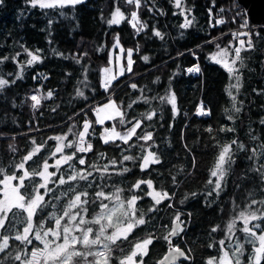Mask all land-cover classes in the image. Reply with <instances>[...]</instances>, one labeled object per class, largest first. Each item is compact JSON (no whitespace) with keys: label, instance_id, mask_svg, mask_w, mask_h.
<instances>
[{"label":"trees","instance_id":"obj_1","mask_svg":"<svg viewBox=\"0 0 264 264\" xmlns=\"http://www.w3.org/2000/svg\"><path fill=\"white\" fill-rule=\"evenodd\" d=\"M116 6L128 19L119 25H110L107 21ZM182 7L191 9L189 19L193 23L187 29L180 26L184 15L175 0H141L139 9L126 0H85L81 5L63 9L33 8L28 0H3L0 4V58L9 59L0 61V77L15 82L0 89V165L10 169L30 149L32 139L46 142L42 155L48 157L57 143L49 138L67 133L69 139H75L69 129L80 131L86 119L93 122L95 130L91 140L95 155L89 153V161L102 165L111 158L119 160L124 154L137 155L139 149L127 151L123 145H105L100 141L103 126L95 123L93 109L107 98L120 104L129 117L143 119L155 109L158 115L145 121V128L154 133L153 151L162 163L141 172L138 162H123L130 172L112 176L108 184L110 188L115 185L128 189L137 180L152 179L156 190L168 191L171 199L156 206L154 212L147 211L153 206L151 198L145 197L139 203L149 223L137 229L134 237L142 238L150 232L162 237L170 230L174 215L182 213L185 231L173 237V241L192 249L194 260L190 264H206L207 259L219 255L217 241L225 238L227 224L238 211L251 198H264L261 196L264 184L251 170L260 157L257 155L255 161H250V151L235 152V163L228 172L223 191L219 195H207L212 191V185L207 183L210 171L222 145L233 139L244 142L248 149L264 143V125L260 123L264 120V25L251 30L256 48L242 52L241 87L235 93L236 106L241 107V111L236 113L228 94L229 74L209 55L217 50L216 44L237 43L231 31L245 32L240 28L245 19L244 7L237 0H182ZM210 8L213 9L211 23L220 19L221 8L226 10L222 15L228 23L211 27ZM134 9L140 22L148 25L139 33L128 22ZM233 16L237 17L235 21ZM155 30L162 33L163 39L154 35ZM117 36L124 48L134 50L133 71L125 72L105 91L101 87V70L108 64ZM25 48L32 52L41 50L42 60L27 66L30 57ZM145 55L148 61L142 59ZM196 64L200 72H187ZM132 84L137 88L132 89ZM169 88L176 95L178 112L175 115L171 105L159 100ZM78 90L83 91L84 96H78ZM48 91H52L53 96L42 99L41 105L33 108L30 96L35 93L46 96ZM141 97H148V103ZM201 103L209 114L197 113ZM129 104L131 108L127 107ZM113 123L106 122L105 126L110 128ZM221 128L235 131H221ZM117 129L124 131V126L117 124ZM253 135L257 140L251 139ZM13 147L17 149L15 154ZM99 153H105V157L98 159ZM120 167L117 164L116 170ZM172 177L176 178L175 182ZM142 188L147 191L146 186ZM250 192L252 197L248 195ZM130 195L125 192V196ZM217 225L220 230L211 233ZM241 226L237 224L238 228ZM238 235L243 239L242 232ZM209 244L215 246L208 247ZM122 247L127 250L130 245L125 242ZM165 247L162 239L155 243L151 247V259L146 258L147 264H153ZM248 248L250 251V246Z\"/></svg>","mask_w":264,"mask_h":264},{"label":"snow or ice","instance_id":"obj_2","mask_svg":"<svg viewBox=\"0 0 264 264\" xmlns=\"http://www.w3.org/2000/svg\"><path fill=\"white\" fill-rule=\"evenodd\" d=\"M84 2L85 0H28L33 8L41 9H63ZM2 3L3 0H0V4ZM126 3L135 5L137 9L141 7V0H126ZM175 4L184 15L181 28H189L193 23V20L189 19L191 9H184L182 0H175ZM225 12L226 10L221 8V18L211 23L213 9L210 8V26L215 28L226 25L228 21L222 15ZM60 14L63 15L62 12ZM127 19L120 7L116 6L107 23L119 25ZM236 19V16L232 17L233 21ZM128 22L138 33L148 27L146 23L140 22L137 11L131 12V19ZM246 26L247 24L241 25ZM154 35L163 39L159 30H155ZM231 35L238 44L229 42L225 47L216 44L218 51L210 58L222 65L235 79L236 83L230 87L239 92L241 69L244 67L242 52L254 50L256 45L250 32H236ZM112 49L114 52L116 49L119 50L115 55L118 71L113 73L111 66L113 58L110 56L109 66L101 70V87L105 91H108L113 81L118 80L125 72L133 71L134 50L124 49L119 36L114 38ZM136 50L138 51V48ZM24 51L30 57L26 61L27 66L42 60L39 54L41 50L32 52L25 48ZM16 55L19 56L20 53ZM8 59L9 57H2L0 61ZM142 59L148 61L149 57L145 55ZM125 60L126 67L122 63ZM187 71L198 73L200 68L193 66ZM14 82L0 77V89ZM131 88L136 89L137 85L132 84ZM228 94L232 97L234 111L239 113L241 107L236 106V97L232 91ZM77 95L84 96V92L78 90ZM52 96V91H48L46 96L32 94L30 96L32 107L38 108L42 99ZM141 99L148 103V97ZM159 100L171 105L173 114H177L176 95L170 88L166 95L159 97ZM240 104L242 105L243 101H240ZM127 107L131 108L132 105L129 104ZM93 112L96 124L104 126L106 122H115L110 128L103 127L99 134L98 138L103 144L123 145L127 151L139 149L140 152L137 155L124 154L119 160L111 158L102 165L89 161L88 154L95 155L94 144L91 142L95 130L93 122L87 119L82 122L80 131L73 132L71 128L69 129V133H72L75 139H69L67 133L49 138L57 143L48 157L42 155L46 150V142L32 139L30 149L13 163L10 169L0 165V264H147L146 258L151 259L152 255L151 247L161 239L166 247L153 264H190L194 260L192 249L183 248L173 241V237H179L185 231L186 222L181 219L182 213L177 212L174 215L170 230L162 237H157L151 232L142 238L133 235L137 229L149 223L144 210L138 207L139 203L145 197L151 198L153 206L147 211L154 212L156 206L171 199L168 191L156 190L152 179L137 180L128 189L115 185L110 188L108 184L112 176H122L130 172L128 167L123 166V162H138L141 172L162 163L160 156L153 151L154 133L145 128V121L153 120L158 115L157 111L153 109L143 119L129 117L120 104L109 99L107 103L96 106ZM197 113L206 115L209 111L201 105ZM228 119L231 120L233 117L230 115ZM260 123L264 125V120ZM117 124L124 126V131H118ZM208 131L211 132L212 129L209 128ZM221 131L235 129L221 128ZM251 139L255 141L257 137L253 135ZM12 151L15 154L17 149L13 147ZM236 151H250L252 153L248 156L250 161H255L257 155L260 157L259 163H254L251 170L259 177L260 183L264 184V143L248 149L244 142L233 139L220 147L207 182L212 185V191L207 193L208 196H212L213 193L219 195L223 191L228 172L235 163ZM104 157L105 153H99L98 159ZM192 163L195 166V158ZM117 164L121 165L119 171L116 170ZM172 179L175 182L176 178ZM142 186H146L148 191H144ZM126 191L131 195L125 196ZM191 195L195 196L196 193ZM248 195L252 197L253 193L250 192ZM261 196L264 197V189L261 190ZM169 207L172 205L169 204ZM236 207L240 208L239 205ZM46 209L51 210L46 212ZM238 223L242 225L239 228ZM219 230L220 226L217 225L210 231L215 233ZM241 232L244 234L243 239L238 235ZM125 242L130 245L127 250L122 247ZM217 244L220 249L219 255L207 259L206 264H264V198L248 200L227 224L225 238L217 241Z\"/></svg>","mask_w":264,"mask_h":264},{"label":"water","instance_id":"obj_3","mask_svg":"<svg viewBox=\"0 0 264 264\" xmlns=\"http://www.w3.org/2000/svg\"><path fill=\"white\" fill-rule=\"evenodd\" d=\"M247 11L251 23L264 24V0H237Z\"/></svg>","mask_w":264,"mask_h":264},{"label":"rangeland","instance_id":"obj_4","mask_svg":"<svg viewBox=\"0 0 264 264\" xmlns=\"http://www.w3.org/2000/svg\"><path fill=\"white\" fill-rule=\"evenodd\" d=\"M239 3V2H238ZM240 4V3H239ZM241 5V4H240ZM243 6V5H242ZM244 7V6H243ZM136 9V8H135ZM134 9V11H136ZM244 10H246L245 8H244ZM228 13H229V11H228ZM221 18V17H220ZM223 18H224V16H223ZM130 19H131V17H130ZM225 19V18H224ZM131 24V23H130ZM240 28H241V26H240ZM234 30H237V29H234ZM242 30H243V28H242ZM233 37V36H232ZM236 44H238V41H237V43ZM227 45H229L228 43L227 44H225L224 46H221V47H225V46H227ZM122 46V45H121ZM124 48V47H123ZM124 49H131V48H124ZM118 49H116L115 50V52L113 51V49H112V51H111V54H110V56L113 58V64L111 65L112 66V68H113V73H115L116 71H118V65L116 64V61H115V55H116V53H118ZM218 51V49L216 50V51H214V52H212L210 55H209V57H211V55L212 54H214V53H216ZM234 55V54H233ZM231 58V57H230ZM211 59V58H210ZM212 60V59H211ZM213 61V60H212ZM109 62V61H108ZM213 62H215V61H213ZM122 63H124L125 64V67H126V60L125 61H122ZM216 63V62H215ZM218 65H220V64H218ZM109 66V63L107 64V65H105L104 67H108ZM194 66H198L197 64L196 65H194ZM220 66H222V65H220ZM103 67V68H104ZM193 67V66H192ZM223 67V66H222ZM224 68V67H223ZM225 69V68H224ZM226 70V69H225ZM227 71V70H226ZM188 72V71H187ZM192 74H197V72H192ZM229 74V73H228ZM229 78H230V82H229V85H228V92L229 91H232V93H233V95L235 96V93H236V90L234 89V88H231L230 86L231 85H233V84H235L236 83V81H235V79H233L230 75H229ZM114 82V81H113ZM109 99H112V98H107V99H105V100H103L102 102H100V103H98V104H96L95 105V107L96 106H98V105H103L104 103H107L108 101H109ZM114 100V99H113ZM118 104V103H117ZM201 105H203L202 103L200 104V106ZM199 106V107H200ZM94 107V108H95ZM198 107V108H199ZM95 116V115H94ZM95 119H96V117H95ZM97 125H99V124H97ZM103 127H108V126H103ZM102 127V128H103ZM118 130V129H117ZM119 131V130H118ZM147 191H148V189H147ZM159 191V190H158ZM181 219L182 220H184L185 221V219L184 218H182L181 217Z\"/></svg>","mask_w":264,"mask_h":264},{"label":"built area","instance_id":"obj_5","mask_svg":"<svg viewBox=\"0 0 264 264\" xmlns=\"http://www.w3.org/2000/svg\"><path fill=\"white\" fill-rule=\"evenodd\" d=\"M246 11V10H245ZM243 24H247V26L246 27H241V30H242V28H243V30L245 31V32H250L251 33V30H252V28L253 27H256V26H263L264 24H255V23H251L250 22V20H249V17H248V14H247V11L245 12V19H244V21L242 22V24L241 25H243ZM236 32H238L237 30H232L231 31V33H236ZM246 39V38H245ZM102 130H103V128H102Z\"/></svg>","mask_w":264,"mask_h":264}]
</instances>
